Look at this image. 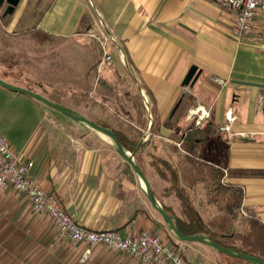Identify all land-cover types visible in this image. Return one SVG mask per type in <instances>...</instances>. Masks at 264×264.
Returning <instances> with one entry per match:
<instances>
[{"label": "crops", "instance_id": "crops-1", "mask_svg": "<svg viewBox=\"0 0 264 264\" xmlns=\"http://www.w3.org/2000/svg\"><path fill=\"white\" fill-rule=\"evenodd\" d=\"M96 10L116 39L115 44H108L112 62L100 73L104 96H111V89L119 88L126 99L139 95L143 103L145 95L149 100L151 119L143 104V115L141 119L136 116L133 126L151 134L147 140L141 136L147 143L138 152L137 162L159 202L174 216H180V202L174 194L165 192L168 184L150 165V154L165 157L175 165L183 175V184L193 182L197 161L180 145L170 144L178 143L171 139L176 129L183 131L195 124L192 109L201 105L209 115L199 124L211 121L219 134L208 141L205 154L224 164V182L243 190L236 228H240L242 210L246 214L242 217L251 214L264 224V21L257 18L254 33L237 39L232 33L233 14L211 0H47L36 19L31 13V23H24L17 31L33 29L67 40L87 35L100 53L98 42L89 34L92 28H100ZM10 25L15 27L17 20ZM1 61V79L51 101L61 99L62 105L98 120L90 113L96 76L89 88L85 80L81 83L79 71L77 84L63 95L56 86L31 84L10 60ZM193 65L200 73L192 85H183ZM214 76L226 83L213 81ZM0 90L28 102L23 108L31 113L30 120L24 122L27 133L23 139L3 135L24 158L33 161V176L77 223L93 230L114 229L121 235L163 231L164 222L147 200L136 174L108 139L61 112L63 115L51 111L47 105L45 108L29 95L2 86ZM80 95L88 96L90 104ZM66 97L71 101H65ZM173 107L179 112L176 119L168 115ZM229 117L232 136L219 130ZM10 190L20 193L10 186L0 191V211ZM189 191L203 218L216 214L205 201L204 182L196 181ZM9 200L8 207H15V200ZM29 206L34 213L30 202ZM34 214L22 217L24 248H17L16 217L0 216V225L5 224L0 227V264H34L38 256L39 264H137L131 256L105 245L92 247L88 259L82 262L80 253L86 245L73 247L59 239L49 218ZM180 247L188 264H234L199 242L181 241Z\"/></svg>", "mask_w": 264, "mask_h": 264}, {"label": "rangeland", "instance_id": "rangeland-1", "mask_svg": "<svg viewBox=\"0 0 264 264\" xmlns=\"http://www.w3.org/2000/svg\"><path fill=\"white\" fill-rule=\"evenodd\" d=\"M45 2H47V0H26V2L25 0H20L15 11L5 16H2L5 5L1 7V62L5 61L7 63L10 60L11 64L18 69L17 72L22 74V78L27 79L31 84L36 82L47 84L49 86L48 88H50V86H56L59 90L65 92L70 91L71 88L77 84L75 81L77 80L76 76L79 71L82 73L81 83L85 80L89 88L92 87V80L96 76L97 81L95 84L97 85V89L93 96L94 100L91 103V116L96 117L98 120L105 121L115 128H124L127 125L133 126L135 121H137L136 113L134 107H132L131 100L129 101L126 99L124 92L116 88V90L114 89L113 91L111 89V96H104V90L102 88L104 87L102 83L104 80L100 78L102 77L100 73L102 72L103 66L106 65L100 63L101 54L97 51L96 45L89 40L90 37L82 35L73 38L74 40H67L64 38L50 37L33 29L29 31H17L24 27V23H31L32 20L29 17L31 13L33 16L32 18L36 19L38 10ZM15 19L17 20V25L12 27L10 23ZM85 94L88 95V93ZM134 96L135 95L132 97ZM70 98L71 97H66L64 100L71 101ZM27 103L21 99H14L12 97V92L0 90V132L2 134L7 137L11 135L13 136L12 138H17L18 140L25 137L27 130L23 128L24 122L29 121L31 116V113L28 111L25 112L23 108ZM43 106L47 108L46 105ZM125 107H128L129 111H125ZM49 109L59 115H63L55 109ZM175 110L176 109L173 107L168 115H173L176 119L179 112H177L178 109ZM25 113H27L26 117L23 115ZM181 126H185L183 121H181ZM141 132L143 131L141 130ZM170 145L173 146L174 144ZM111 147L113 148V146ZM6 195L7 197L3 202L0 216L16 217L18 235L17 248H24L25 240L23 238V233L25 232L23 228L24 225L22 224V217L29 215L35 216V214L30 212L29 202L23 194L14 193V191L10 190L9 194L6 193ZM9 199L15 200V207H8ZM201 200L202 202L206 201V199L205 201L203 199ZM240 217L241 225L239 229H244V217H242V215ZM48 220L52 227L51 220ZM2 226H5V224L0 225V227ZM162 227L163 231H158L156 233L173 245L183 257V251L180 247L181 241L172 235L165 224ZM20 261L18 260V262ZM39 262L40 258L38 256L36 260H34V264H39Z\"/></svg>", "mask_w": 264, "mask_h": 264}, {"label": "built area", "instance_id": "built-area-1", "mask_svg": "<svg viewBox=\"0 0 264 264\" xmlns=\"http://www.w3.org/2000/svg\"><path fill=\"white\" fill-rule=\"evenodd\" d=\"M233 14L232 33L237 39L249 37L254 33L255 21H264V0H211ZM100 28H92L89 34L100 46V63L110 65L112 52L108 44L116 43L115 37L108 31L96 10ZM116 47V46H115ZM212 80L224 85L223 78L214 76ZM143 104L151 119L149 100L143 95ZM196 116L195 124L208 117L209 112L199 105L192 109ZM219 125V130L232 136L230 121ZM145 132L143 140L150 137ZM179 146V142L176 143ZM33 161L23 157L10 141L0 133V191L7 186L22 193L28 199L34 213L45 214L54 224L56 236L75 247L84 243L86 246L80 253V261L84 262L90 255L91 248L105 245L115 251L123 252L135 259L137 264H188L173 245L160 235L148 230H141L136 235H121L114 229L93 230L77 223L65 212L56 196L45 190L32 174ZM242 215H246L242 210Z\"/></svg>", "mask_w": 264, "mask_h": 264}, {"label": "trees", "instance_id": "trees-1", "mask_svg": "<svg viewBox=\"0 0 264 264\" xmlns=\"http://www.w3.org/2000/svg\"><path fill=\"white\" fill-rule=\"evenodd\" d=\"M55 89L59 91L58 87ZM60 93L66 94L61 90ZM80 97L90 104L88 96L80 95ZM128 99L131 100L137 118L141 119L144 107L139 95L134 97L128 95ZM52 101L62 104L61 99ZM93 121L112 128L119 142L134 154L137 162L138 152L147 143L141 141L143 133L139 129L132 125L115 128L102 120ZM217 136H219L218 128L211 121L198 125L191 124L183 131L176 129L171 135V139L180 142L184 153L197 161L195 180L188 184L182 183L183 175L167 158L150 154L149 163L168 184L165 192L174 194L180 202V216L176 218L177 225L183 234H204L221 246L256 256L264 261V224L254 215L247 214L243 220L244 229L236 228L235 221L238 218L237 211L241 210L243 190L237 185L224 182V164L213 161L211 155L205 154L208 141H213ZM196 181L205 183L206 202L216 211V214L211 217L203 218L193 203L189 187ZM164 208L173 215L168 208ZM218 253L233 260L234 264H254L240 257L226 255L219 251Z\"/></svg>", "mask_w": 264, "mask_h": 264}, {"label": "water", "instance_id": "water-1", "mask_svg": "<svg viewBox=\"0 0 264 264\" xmlns=\"http://www.w3.org/2000/svg\"><path fill=\"white\" fill-rule=\"evenodd\" d=\"M20 0H0V10L4 3H6V7L4 11L2 12V16H5L7 14H12L15 11V8L19 4ZM200 71L197 70L196 66H191L187 73L185 74L182 84L183 85H192ZM0 86L9 89L14 92L23 93L26 95H29L30 97L44 103L45 105L63 113L64 115L86 125L90 129L98 132L99 134H103L109 141V143L113 146L116 153L122 157L133 169L134 173L136 174L141 187L144 191V194L149 201L150 205L154 208V210L160 215L161 219L163 220L166 227L169 229V231L172 233V235L180 240V241H191V242H199L202 244H205L209 247H212L216 249L217 251H220L226 255L235 256L243 258L249 262H252L254 264H264V261L256 256L248 255L239 251H235L232 249H229L227 247L221 246L214 242L209 236L204 234H191V235H185L183 234L178 225H177V218L176 216L170 214L167 212V210L164 208V206L159 202V200L154 195L153 191L151 190L150 183L144 172L142 171L141 167L138 165L134 158V154L127 150L118 140L115 132L112 128L102 126L93 120L89 119L88 117L84 116L83 114L73 110L70 107H66L62 104L53 102L46 98L45 96L32 91L30 89L13 85L11 83L6 82L5 80L0 78Z\"/></svg>", "mask_w": 264, "mask_h": 264}, {"label": "flooded vegetation", "instance_id": "flooded-vegetation-1", "mask_svg": "<svg viewBox=\"0 0 264 264\" xmlns=\"http://www.w3.org/2000/svg\"><path fill=\"white\" fill-rule=\"evenodd\" d=\"M4 5H5V7H6V3H4L3 6H4ZM3 6H2V7H3Z\"/></svg>", "mask_w": 264, "mask_h": 264}, {"label": "bare ground", "instance_id": "bare-ground-1", "mask_svg": "<svg viewBox=\"0 0 264 264\" xmlns=\"http://www.w3.org/2000/svg\"><path fill=\"white\" fill-rule=\"evenodd\" d=\"M103 137H105L103 134H101ZM106 138V137H105ZM107 139V138H106Z\"/></svg>", "mask_w": 264, "mask_h": 264}]
</instances>
